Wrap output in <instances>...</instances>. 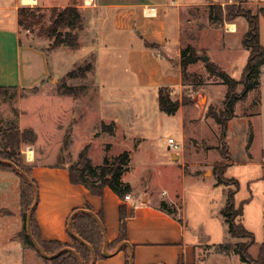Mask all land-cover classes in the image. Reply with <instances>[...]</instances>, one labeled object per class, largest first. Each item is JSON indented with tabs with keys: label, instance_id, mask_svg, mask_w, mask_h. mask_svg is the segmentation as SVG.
Here are the masks:
<instances>
[{
	"label": "rangeland",
	"instance_id": "1",
	"mask_svg": "<svg viewBox=\"0 0 264 264\" xmlns=\"http://www.w3.org/2000/svg\"><path fill=\"white\" fill-rule=\"evenodd\" d=\"M51 2L60 4L62 0ZM230 5L243 9L246 15L259 14V35L264 38V2L260 0H206L202 5L184 10L183 46L191 44L198 60L181 70L184 79L178 88H165L172 100L188 102L170 115L159 109L157 92L139 83V77L126 64L124 51L111 49L117 46L111 44L113 39L110 51L106 48L101 54L81 55L80 46L52 48V39L39 31V25L33 31L19 26L20 44L45 50L51 72L37 87L6 92L0 99V127L16 128L20 107L27 109L22 121L34 128L37 140L32 148L30 144L21 145L26 164L37 163V159L44 157L47 158L45 163L50 165L69 166L76 162L78 153L86 145L93 165L100 164L104 157L112 159L128 151V169L122 178L136 187L139 194L145 191L156 197L166 190L165 197L177 198L190 222L204 220L200 230L210 232L212 241L222 240L218 236L225 231L226 223L219 210L226 192L234 187L230 183L218 186L208 183L216 182L215 163L233 160L225 175L234 177L239 183L236 204L251 196V201L244 206L243 223L254 233L256 243L249 248V253L255 257L264 241V166L256 164L264 154V68L260 86L235 104V116L228 121L226 139L222 141L219 139L220 126L212 117H207L206 112L208 108H222L226 86L219 78L208 74L205 62L199 58L206 55L208 61L218 64L232 78H240L248 55L241 43L247 18L239 15L225 19ZM49 10L44 9L47 13L43 21L45 26L49 24ZM209 13L214 19L218 13H223L224 18L213 22ZM229 24L235 28L232 34H229ZM75 31L78 39L79 29ZM86 63H91L92 69L84 79L65 77L68 71ZM63 84L85 89L76 96L62 94ZM240 89L241 86L237 92ZM108 127L115 130V136L104 131ZM65 133H69L67 147L63 146ZM170 137L182 145L180 150L173 152V161L167 142ZM28 147L35 155L34 160H27ZM178 154L185 167L175 162ZM193 172L201 176L199 180L193 177ZM18 195V178L13 173H0V206L13 213L11 217L0 219V223L5 222L12 229L20 216ZM19 221L22 227L21 216ZM2 239L1 235L0 264H49L29 250H24L22 255L20 251L10 255L2 250Z\"/></svg>",
	"mask_w": 264,
	"mask_h": 264
},
{
	"label": "crops",
	"instance_id": "2",
	"mask_svg": "<svg viewBox=\"0 0 264 264\" xmlns=\"http://www.w3.org/2000/svg\"><path fill=\"white\" fill-rule=\"evenodd\" d=\"M51 1L33 0L31 4H26L22 0H0V86L31 89L46 80L51 72L45 50L20 44L18 8L29 5L50 9L74 4L82 18V26L78 32L81 55L90 52L101 54L106 48L109 51L122 49L126 64L135 72L137 78L139 77V83L153 88L157 94L161 87L178 88L182 81L180 53L184 47L191 45L183 46L182 13L192 6L202 5L206 0H62L60 4H53ZM208 6L211 10L212 5ZM234 29H231L229 34L235 32ZM247 29L248 23L245 32ZM110 41L117 46L109 49ZM260 41L264 45L261 35ZM244 50L248 54V51ZM262 68L264 66L260 69L259 82ZM26 110L20 107L16 127L19 130L32 128L23 124L22 118L28 113ZM111 135L115 136V130ZM85 147L88 148V145ZM170 155L172 160L174 153L171 152ZM262 157L256 164L264 166ZM34 158L33 154L32 158L27 160ZM46 160L47 158L40 157L36 160L37 163L32 164V176L38 189L35 214L43 239L69 243L67 224L74 212L85 210L96 214L102 211L105 229L104 251L107 244L118 237L119 208L123 205L126 212L127 244L129 252L133 255L132 264H244L233 252L222 253L214 250L215 245L226 243L231 238L228 232L226 233L225 223L222 235L216 230L222 240L212 241L210 232L200 230L204 220L190 222L178 199L165 197L166 190H162L156 197L145 191L139 194L136 187L122 178L131 188L128 199L120 198L108 186L103 188L102 196H95L83 185L70 182L68 164L50 165L45 163ZM175 162H181V166L185 167L180 154ZM229 163L228 167L234 161ZM193 174L197 180L201 177L196 172ZM208 184L219 185L213 181ZM131 193L134 195L131 196ZM162 201L167 205V209H160ZM0 208L9 210L4 206ZM9 211L10 214H0V219L11 217L13 213ZM243 219L244 217L242 221ZM19 220L18 215L14 229L9 228L5 222L0 223L2 250L10 255L18 251L22 255L24 250L36 254L35 250L26 248L17 236L22 228ZM106 251L108 254L95 260L94 264H124L125 254L120 245Z\"/></svg>",
	"mask_w": 264,
	"mask_h": 264
},
{
	"label": "trees",
	"instance_id": "3",
	"mask_svg": "<svg viewBox=\"0 0 264 264\" xmlns=\"http://www.w3.org/2000/svg\"><path fill=\"white\" fill-rule=\"evenodd\" d=\"M243 15L247 18L248 29L242 38V47L248 51L246 63L242 69L239 79L232 78L225 70L213 61L205 62V69L209 75L220 79L226 86L223 99V106L219 110L208 108L206 115L212 117L220 126V138L226 139L228 121L235 116V104L246 98L248 93L259 87L260 69L264 66V45L260 43L259 35V14L246 15L243 9H237L230 5L226 9L225 19L231 20ZM47 16L44 9L30 6H20L17 11L18 25L33 31L39 25V31L48 39H52L51 47L67 46L71 49L78 47L76 29L81 27L82 18L78 8L68 5L63 8H50L49 24L44 25L43 21ZM213 22L222 21L223 13H218L216 19L209 13ZM200 58V57H199ZM198 55L193 46L187 45L180 53V66L183 71L188 65L195 63ZM92 69L91 63L71 69L65 75L66 78L84 79L88 71ZM184 77L182 76V80ZM241 86L240 91L237 88ZM62 94L76 96L84 91V87L73 89L63 84ZM166 87L158 90V107L164 113L175 114L181 105L188 104L187 101L172 100ZM12 87L0 86V99L4 98L6 92ZM259 96V94H258ZM1 123V116H0ZM104 129V128H103ZM113 134L112 127L104 129ZM37 135L32 128L19 130L15 127H0V172L13 173L18 178L19 187V214L23 221L21 230L17 236L26 248L36 251V254L49 264H94L95 260L104 258V251L111 250L120 245L125 254L124 264H132L133 255L129 252L126 237V212L124 206L119 208V234L118 237L104 246V223L102 211L93 214L91 211L77 210L68 221V233L70 242L43 239L35 214V198L37 197V183L32 176V164L24 162L21 153L22 144H34ZM69 143V133H65L63 146ZM222 157L228 158L222 154ZM129 152L124 151L112 159L104 157L98 165H93L87 155V147H84L77 156L74 164L68 166L69 180L73 184H81L86 187L92 195L102 196L103 188L108 186L120 198H124L131 188L128 183L122 181V175L127 170ZM230 163H215L213 165L217 184H232L233 189L226 192V199L220 209V213L226 223L229 236L235 241L219 243L214 246L216 252L237 254L244 264H264V242L260 243L258 253L252 257L249 248L256 243L254 233L248 230L243 224V208L250 201L251 196L235 203V193L239 183L234 177L225 175ZM57 166L63 164L58 163ZM160 209H167V205L160 202ZM10 214V211L0 208V214ZM107 252V251H106ZM47 256H52L48 258Z\"/></svg>",
	"mask_w": 264,
	"mask_h": 264
},
{
	"label": "built area",
	"instance_id": "4",
	"mask_svg": "<svg viewBox=\"0 0 264 264\" xmlns=\"http://www.w3.org/2000/svg\"><path fill=\"white\" fill-rule=\"evenodd\" d=\"M260 1H262V2H264V0H260ZM167 142H168V144H169V149H171L172 150V152H174V151H178V150H180V148L182 147V145L180 144V143H178V142H176L173 138H168L167 139ZM124 198L125 199H128L129 198V195L128 194H126L125 196H124Z\"/></svg>",
	"mask_w": 264,
	"mask_h": 264
},
{
	"label": "bare ground",
	"instance_id": "5",
	"mask_svg": "<svg viewBox=\"0 0 264 264\" xmlns=\"http://www.w3.org/2000/svg\"><path fill=\"white\" fill-rule=\"evenodd\" d=\"M23 3H26V4H31L33 2V0H22ZM229 27L231 29H234V25L233 24H229ZM26 154H27V158L31 159L32 156H33V151L31 148H27L26 150Z\"/></svg>",
	"mask_w": 264,
	"mask_h": 264
},
{
	"label": "water",
	"instance_id": "6",
	"mask_svg": "<svg viewBox=\"0 0 264 264\" xmlns=\"http://www.w3.org/2000/svg\"><path fill=\"white\" fill-rule=\"evenodd\" d=\"M200 59L203 61V62H206V61H208V56H206V55H202L201 57H200ZM172 158H173V156H172ZM36 201H37V197L35 198V203H36ZM104 253V255H107L108 253L106 252V251H104L103 252ZM48 258H50V257H52V256H47ZM93 264V263H92Z\"/></svg>",
	"mask_w": 264,
	"mask_h": 264
}]
</instances>
